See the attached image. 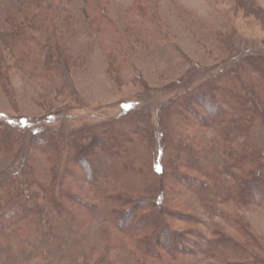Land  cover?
Here are the masks:
<instances>
[{
  "label": "rangeland",
  "instance_id": "obj_1",
  "mask_svg": "<svg viewBox=\"0 0 264 264\" xmlns=\"http://www.w3.org/2000/svg\"><path fill=\"white\" fill-rule=\"evenodd\" d=\"M6 178L0 264L264 260V0H0Z\"/></svg>",
  "mask_w": 264,
  "mask_h": 264
},
{
  "label": "trees",
  "instance_id": "obj_2",
  "mask_svg": "<svg viewBox=\"0 0 264 264\" xmlns=\"http://www.w3.org/2000/svg\"><path fill=\"white\" fill-rule=\"evenodd\" d=\"M217 101L218 100L213 101L210 98L209 99L207 98V103L206 104L210 103L211 106H212V109L208 110L211 114H214V113L217 112V110L218 111L220 110V107L218 106ZM221 111H219L218 113H220ZM194 113H195V116H197V118H200L199 114H197L196 112H194ZM203 125L207 126V124H203ZM97 142H99V140ZM104 144L105 143H103L102 149H104ZM118 147L119 146H117V145H111V147L108 148V153L107 154H111L112 153L113 156L114 155L118 156V153L115 151V149H117ZM82 148L83 147H81V152H82V154H85L86 157H88L87 155L89 153H96V151H95L96 147H95L94 142H93V145H90L88 148H84V149H82ZM88 159L82 158V160L80 159L79 162L82 164L83 168L87 171L88 175H90L89 173L93 172V170H92L93 162H91L92 158H90L89 160ZM199 161L200 160H198L197 158H193V156H192L189 159H186V163H184L182 166L185 167L188 164L191 168H194L196 170L198 168V166H199L198 165ZM135 170H137V173H140V169L139 168H136ZM158 171H156V172L159 175L166 176V174H167L164 171V166H162L161 163H160V165L158 167ZM205 175L207 176V178L208 177L210 178V176H209V174H207V172H205ZM187 180H188L187 178H185L183 176H180V181L186 182ZM188 181H190V180H188ZM191 181H192L193 185L197 186V189L199 187H203L204 186V183L203 182L199 183L198 182L199 180H197V178L192 179ZM13 184H14V181H13L12 178H6V179L0 180V209L6 207V211H5V209L2 211V215H3V217L8 218V219H16L17 215L21 212V208H23L21 203H19V202H11L12 200H10L11 197L9 196L10 195L9 192L11 191L10 187H12ZM192 184L190 182V184L188 186H190ZM259 185H261V181L259 179H257L256 177L251 175L248 178L243 179L241 182H239L238 187H239V191H240L241 194L244 193L245 195H247V193L259 191L260 190V186ZM219 186H220V184H217V187H219ZM218 195H219L218 197H221V196L224 197V195L222 193L218 194ZM6 199H8V200H6ZM131 203H132L131 205H128L129 206L128 208H130V209L128 211H126L128 208H124L125 210H123L124 212L122 211L121 215L125 217L124 219H127V221H129L130 220V215L132 216V213H133L132 218H135V220L133 219L134 222L136 221V217L134 216V212L136 210V207H138V206H146L147 205L146 207H151L152 211H154V208L157 205L156 203H153V202H148V201L146 202V201H141V200H132ZM115 213L120 214L119 212H115ZM151 220H152V223L155 221V219H153V218H151ZM118 222L119 223L121 222V218L118 220ZM134 222L132 220H130V223H129L127 229L131 228L132 225H134ZM153 232L156 235L155 237L157 238V241L160 240L161 236L170 237L173 234L172 230L170 231V230L163 229V228H160V230L159 229H157V230L154 229ZM221 240H224V239H221ZM175 241H177V240H175ZM227 241L228 242H232V239H228ZM190 243L192 244V242H190ZM178 244H180V245L182 244L183 245V242L179 239ZM237 244H239V243H237ZM242 249H243V251H246V249L244 247H242ZM253 258H254L253 260H248L246 257H244L240 262H235V263L231 262L230 264H264V260H259V259H257V257H253Z\"/></svg>",
  "mask_w": 264,
  "mask_h": 264
}]
</instances>
